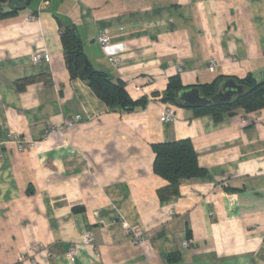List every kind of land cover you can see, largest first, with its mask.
Here are the masks:
<instances>
[{
    "label": "crops",
    "instance_id": "0c3cea01",
    "mask_svg": "<svg viewBox=\"0 0 264 264\" xmlns=\"http://www.w3.org/2000/svg\"><path fill=\"white\" fill-rule=\"evenodd\" d=\"M66 28L143 107L110 111L71 78ZM174 77L263 81L264 0H30L0 21V264H264V109L200 116L163 101ZM182 140L207 176L162 201L153 145Z\"/></svg>",
    "mask_w": 264,
    "mask_h": 264
},
{
    "label": "trees",
    "instance_id": "16d2710c",
    "mask_svg": "<svg viewBox=\"0 0 264 264\" xmlns=\"http://www.w3.org/2000/svg\"><path fill=\"white\" fill-rule=\"evenodd\" d=\"M13 1L0 0V21L15 17L30 0H27L24 6L10 7ZM61 38L71 78L86 83L110 111L129 113L143 107V101H134L129 96L123 81L113 79L106 72L94 67L85 55L82 42L75 30L66 28ZM238 84L243 86V94L236 96L228 105L196 109L198 115H212L219 121L224 114L232 115L239 110L253 113L264 109V80L257 82L248 77ZM217 85L218 81L200 86L201 95L207 98L214 96L217 93ZM181 87L179 77L171 78L163 101L177 103ZM153 150L156 154L154 172L167 182V185L158 192L162 201L179 197L183 182L207 176V171L199 165L197 153L190 140L155 144Z\"/></svg>",
    "mask_w": 264,
    "mask_h": 264
},
{
    "label": "water",
    "instance_id": "95a60500",
    "mask_svg": "<svg viewBox=\"0 0 264 264\" xmlns=\"http://www.w3.org/2000/svg\"><path fill=\"white\" fill-rule=\"evenodd\" d=\"M27 0H14L12 6L16 7L18 4H25ZM244 93L243 86L239 85L233 79H225L219 83L217 93L210 97H203L200 89L191 88L178 92V101L188 108L199 109L211 106L228 105L233 99Z\"/></svg>",
    "mask_w": 264,
    "mask_h": 264
},
{
    "label": "built area",
    "instance_id": "2783aa9c",
    "mask_svg": "<svg viewBox=\"0 0 264 264\" xmlns=\"http://www.w3.org/2000/svg\"><path fill=\"white\" fill-rule=\"evenodd\" d=\"M99 42L101 43V45L103 47H107L109 45V38H108V35L106 32L102 33L100 36H99ZM33 62L34 63H41L43 61L45 62H48V55L46 52H39V53H36L34 56H33ZM115 64H117L118 60L117 59H114L113 61ZM216 66H217V63L215 61V59H211L209 61V69L210 71H215L216 69ZM175 119L174 115H173V112L170 110V109H167L165 110V112L162 114L161 116V120L164 122V123H171L173 122ZM80 121L79 118H74V119H71V120H67L66 123H65V127H70V126H73L74 124L78 123ZM55 129H51L49 131H47V135L49 134H52L54 133ZM17 139V137H16ZM133 235V242L136 244V245H139V246H144L146 244V239L143 237V234L136 230V231H133L132 233ZM93 242V237L92 236H88L86 237V243H92ZM183 246L184 247H190V243L188 241H184L183 242ZM31 252L34 254V256L40 254V253H43L45 252L43 250V248L40 246V245H35ZM77 255V247H72L68 256L69 257H73ZM31 264H37L35 258L31 259Z\"/></svg>",
    "mask_w": 264,
    "mask_h": 264
}]
</instances>
